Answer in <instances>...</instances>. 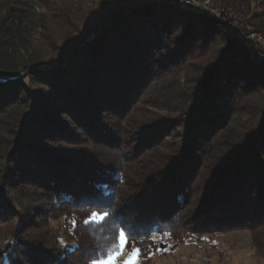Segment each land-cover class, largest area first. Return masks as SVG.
Segmentation results:
<instances>
[{
    "label": "trees",
    "instance_id": "obj_1",
    "mask_svg": "<svg viewBox=\"0 0 264 264\" xmlns=\"http://www.w3.org/2000/svg\"><path fill=\"white\" fill-rule=\"evenodd\" d=\"M144 1L41 0L36 13L0 0V130L16 132L0 225L17 218L22 188L109 213L78 219L91 237L64 255L16 240L21 261L15 249L0 264H92L118 253L122 231L140 264L180 237L236 231L264 264V51L206 15ZM219 1L264 35V0Z\"/></svg>",
    "mask_w": 264,
    "mask_h": 264
},
{
    "label": "rangeland",
    "instance_id": "obj_2",
    "mask_svg": "<svg viewBox=\"0 0 264 264\" xmlns=\"http://www.w3.org/2000/svg\"><path fill=\"white\" fill-rule=\"evenodd\" d=\"M211 1L212 4L215 2L220 3V5L223 4L219 0ZM89 5H92V0H89ZM42 10L40 5V12L36 13H41ZM233 12L236 11L233 10ZM239 14L247 22V30L253 31L248 27L249 17L242 13ZM185 82L186 79L181 76L180 83L184 85ZM15 134L8 130H0V172L2 170L3 157L7 154L8 148L10 149L15 144ZM34 191V195L39 192L33 187L29 189L22 188V190L15 193V196H13L14 194L12 195L13 200L11 201L15 204L18 216L9 225L5 224L6 220L1 221L0 257L1 253H12L17 249L15 259L21 261L19 248L18 246L15 247L16 240L22 243V250L26 245H29L40 252L49 253L57 257L74 249L78 238L81 241L90 239L91 234L82 230L81 225H79L80 222L77 221L85 218L84 223H88L91 216L88 210L78 211L76 208H66L64 205L59 207L51 199H48L46 195L47 201L37 202L34 198H31V194ZM186 236L170 242L169 247L172 254L166 257L154 256L152 264H260L259 260L253 258V250L250 246L251 237L245 231H236L228 234L215 233L204 238L203 241ZM129 255H131V252L126 249L123 256H117L116 264H125V260H127ZM19 263L24 262L22 260Z\"/></svg>",
    "mask_w": 264,
    "mask_h": 264
},
{
    "label": "bare ground",
    "instance_id": "obj_3",
    "mask_svg": "<svg viewBox=\"0 0 264 264\" xmlns=\"http://www.w3.org/2000/svg\"><path fill=\"white\" fill-rule=\"evenodd\" d=\"M39 1H41V0H34V1H31L30 0L29 1L30 6L33 7V9L36 12H40V4H39ZM199 1H209V0H199ZM157 2H164V3H167V4L170 3V1H166V0H153V1L147 0L146 5H152V4L157 3ZM211 3H212V1H211ZM214 4H213V6H214V8L216 10H223V11H225L226 14H228L229 18L239 20V22H241V23H245V28L247 30V27H246V23L247 22L244 21L245 19H244V17H242L241 14L236 13V12H233V10H230L224 4H221L220 5V3H217V2H215ZM170 5H175L176 7H178L180 9L181 12L186 13V14L206 15L208 18L212 19L214 22L220 24L225 29V31L227 32L228 35L237 37V38L241 39L242 41H244V42H246L248 44L256 45V46L259 47V39H250V38H247L245 36V34H238V36H237V33L234 32V30H233V24H230L228 21L220 20L219 17L211 16L209 14H201V12H197L195 10L185 9L183 7V5L178 4V3H170ZM261 35H263V34H261ZM261 49L264 51V48L263 47H261Z\"/></svg>",
    "mask_w": 264,
    "mask_h": 264
},
{
    "label": "built area",
    "instance_id": "obj_4",
    "mask_svg": "<svg viewBox=\"0 0 264 264\" xmlns=\"http://www.w3.org/2000/svg\"><path fill=\"white\" fill-rule=\"evenodd\" d=\"M153 1V0H151ZM170 3H178L183 5L185 9L195 10L201 12V14H209L211 16L219 17L220 20L228 21L230 24H233L234 32L238 34H245L247 38L250 39H259V47L264 48V37L258 32L249 31L245 28V23L239 22V20L229 18L223 10H216L211 3V1H199V0H166Z\"/></svg>",
    "mask_w": 264,
    "mask_h": 264
},
{
    "label": "snow or ice",
    "instance_id": "obj_5",
    "mask_svg": "<svg viewBox=\"0 0 264 264\" xmlns=\"http://www.w3.org/2000/svg\"><path fill=\"white\" fill-rule=\"evenodd\" d=\"M109 213L107 211H94L91 213L89 223H103L105 219L108 217ZM128 247V236L126 232L122 231L120 233V242H119V252L117 255L111 256L108 259L94 260L93 264H116L117 256H123L125 254V250ZM141 255V251L138 248H134L131 252V255L128 256L127 260H125V264H139V257Z\"/></svg>",
    "mask_w": 264,
    "mask_h": 264
},
{
    "label": "water",
    "instance_id": "obj_6",
    "mask_svg": "<svg viewBox=\"0 0 264 264\" xmlns=\"http://www.w3.org/2000/svg\"><path fill=\"white\" fill-rule=\"evenodd\" d=\"M147 0H145L141 5H139L138 8H143L144 6H146Z\"/></svg>",
    "mask_w": 264,
    "mask_h": 264
}]
</instances>
